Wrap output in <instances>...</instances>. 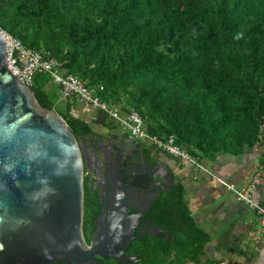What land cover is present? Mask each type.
Instances as JSON below:
<instances>
[{
  "label": "trees",
  "instance_id": "1",
  "mask_svg": "<svg viewBox=\"0 0 264 264\" xmlns=\"http://www.w3.org/2000/svg\"><path fill=\"white\" fill-rule=\"evenodd\" d=\"M0 29L54 58L60 73L100 86L108 106L136 110L148 135H172L194 158L264 145V0H0ZM32 80L36 102L74 136L92 130L73 101L56 100L47 72ZM165 189L157 217L168 216L174 239L136 238L131 247H143L140 264H198L208 235L181 183L171 178ZM95 198L84 177L85 211L97 210Z\"/></svg>",
  "mask_w": 264,
  "mask_h": 264
},
{
  "label": "water",
  "instance_id": "2",
  "mask_svg": "<svg viewBox=\"0 0 264 264\" xmlns=\"http://www.w3.org/2000/svg\"><path fill=\"white\" fill-rule=\"evenodd\" d=\"M4 52L0 33V264H107L101 258L108 257L134 261L124 253L142 224L130 192L140 187L138 176L128 169L124 184L112 181L105 194L99 182L101 204L88 241L82 179L101 153L96 135L74 136L58 114L41 107L34 98L37 89L8 70ZM88 139L90 147L83 142ZM158 169L147 174L160 181L172 178L162 166Z\"/></svg>",
  "mask_w": 264,
  "mask_h": 264
},
{
  "label": "crops",
  "instance_id": "3",
  "mask_svg": "<svg viewBox=\"0 0 264 264\" xmlns=\"http://www.w3.org/2000/svg\"><path fill=\"white\" fill-rule=\"evenodd\" d=\"M73 109V112L83 110L78 116L97 130L106 119L100 110L90 106ZM261 146L262 143H255L234 153H219L212 159L194 158L195 163L183 162L157 148L162 165L182 185L193 222L208 235L198 264H264V223L221 183L239 188L255 176L252 198L264 208V148ZM183 264L194 263L187 260Z\"/></svg>",
  "mask_w": 264,
  "mask_h": 264
},
{
  "label": "flooded vegetation",
  "instance_id": "4",
  "mask_svg": "<svg viewBox=\"0 0 264 264\" xmlns=\"http://www.w3.org/2000/svg\"><path fill=\"white\" fill-rule=\"evenodd\" d=\"M103 121L104 123L102 122L98 128L99 130L92 127L90 131L96 135L95 142L99 144L101 153L97 155L96 166H91L90 168L92 172L90 174L83 173V179L86 177L87 185L90 187L93 195H95V200L99 205L96 211L90 208L91 205L87 206L86 211L83 207V231L89 241L90 235L95 228L94 218L98 214L101 204L99 201V182H103L105 194L107 190L109 191L112 181L124 184L128 175V169H130V175L138 176V179L135 180L141 184L139 188H130V192L132 199H134L135 203L138 205V209L142 212V217L140 218L142 224L136 229V235L129 242L124 253L125 255L133 256L134 261L120 262L111 257L101 258V260L107 264H140L141 257L139 253L143 250V247H139L137 250H133L131 247L132 242H134L136 238L146 239L147 237H151L157 239L161 237L170 241L174 239L176 230H174L175 228L170 222V219L169 221L167 220L168 216L164 222H158L159 217L157 216L161 213V209L159 206H156L155 203L160 194L166 190L165 188L169 180L165 179L160 181L157 176H150L147 174V172L150 174L157 172L159 170V165L165 168L166 172H168V169L162 165V162L158 159L157 147L152 145L149 141L137 140L129 136L126 131L121 130L117 124L115 126V122L108 118ZM128 139L130 143L126 141ZM83 142L88 145V147L91 146V141L89 139L83 140ZM124 148H129V152L124 151ZM128 155L135 157V160L131 161V159H128V157H126ZM134 169H139L140 172L133 173L132 171ZM161 174V176L165 175L164 173ZM161 183L164 184V188L161 187ZM157 186L160 187L159 190ZM123 189H127V186L124 185ZM103 197H101V200H103ZM129 210L131 212L137 211L134 206L131 205H129ZM43 264L63 263L60 261H48Z\"/></svg>",
  "mask_w": 264,
  "mask_h": 264
},
{
  "label": "built area",
  "instance_id": "5",
  "mask_svg": "<svg viewBox=\"0 0 264 264\" xmlns=\"http://www.w3.org/2000/svg\"><path fill=\"white\" fill-rule=\"evenodd\" d=\"M4 44V61L8 70L18 77L26 86L30 87L33 76L38 71L47 72L50 82L57 87V101H73L79 104L90 106L100 110L106 118L121 126L129 136L137 140H147L163 152L177 157L183 162L195 163L194 157L186 150L174 143V138L169 135L166 139H158L153 135H148L142 125V118L134 109L118 112L114 107H110L100 98L97 89L86 86L81 79L72 73L62 74L58 70V61L47 53L29 49L16 37L9 35L0 29ZM72 102V103H73ZM264 153V150H263ZM264 156V155H263ZM221 181V180H220ZM256 178L243 187H235L230 183L221 181L229 189L235 198L242 201L259 216L261 223H264V208L258 206L252 198L255 188Z\"/></svg>",
  "mask_w": 264,
  "mask_h": 264
},
{
  "label": "rangeland",
  "instance_id": "6",
  "mask_svg": "<svg viewBox=\"0 0 264 264\" xmlns=\"http://www.w3.org/2000/svg\"><path fill=\"white\" fill-rule=\"evenodd\" d=\"M49 82H50V81H49ZM50 83H51V82H50ZM51 84H52V83H51ZM52 85H53V84H52ZM73 104H74L73 106L71 105V110H72L73 108L76 109L78 106H86V105L79 104V103L76 102V101H75ZM72 107H73V108H72ZM73 110H74V109H73ZM76 110H77L76 112H73V113H75L76 115L83 114V112H84L83 110H80V111H79V109H76ZM118 112H119V110H118ZM114 124H115V126H116V123H114ZM117 126H119V125H117ZM119 127H120L121 130L125 131V129H123L121 126H119ZM119 127H118V128H119Z\"/></svg>",
  "mask_w": 264,
  "mask_h": 264
},
{
  "label": "clouds",
  "instance_id": "7",
  "mask_svg": "<svg viewBox=\"0 0 264 264\" xmlns=\"http://www.w3.org/2000/svg\"><path fill=\"white\" fill-rule=\"evenodd\" d=\"M258 142H262V141L259 140ZM258 142H257V144H259ZM261 147L264 148V145H262ZM160 150H161V149H160ZM161 151H162V150H161ZM167 154H168V153H167ZM263 155H264V153H263Z\"/></svg>",
  "mask_w": 264,
  "mask_h": 264
}]
</instances>
